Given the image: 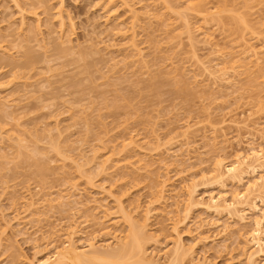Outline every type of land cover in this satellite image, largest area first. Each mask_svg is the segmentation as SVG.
<instances>
[{
  "label": "rangeland",
  "instance_id": "1",
  "mask_svg": "<svg viewBox=\"0 0 264 264\" xmlns=\"http://www.w3.org/2000/svg\"><path fill=\"white\" fill-rule=\"evenodd\" d=\"M263 22L264 0H0V264L55 253L70 223L79 247L134 227L145 260L180 242V264H249L251 224L186 212L184 189L245 187L213 166L263 143Z\"/></svg>",
  "mask_w": 264,
  "mask_h": 264
},
{
  "label": "bare ground",
  "instance_id": "2",
  "mask_svg": "<svg viewBox=\"0 0 264 264\" xmlns=\"http://www.w3.org/2000/svg\"><path fill=\"white\" fill-rule=\"evenodd\" d=\"M263 25L264 22L262 23V26ZM249 44L248 45L246 44L247 46L243 51V55L248 54L247 56L252 59H254L255 57L256 63L257 64L260 63L258 50H256L257 48L256 47L254 48L252 46V43L251 45ZM247 135L249 134L247 133ZM252 137L250 136L249 138ZM256 137L257 136H254V138H252L253 141H251V139L249 140V142L251 143H249L248 141H247L248 143L245 142V144L247 143L249 145L248 148L246 149L244 148L245 151L240 150L242 148L239 149L240 151L236 150L234 155H232L233 159L232 160L230 159V162L227 161L228 160L227 156L222 157V155H220L215 160L213 166V171H214L213 173L215 178L219 179L220 181L231 180V182L236 183L237 186L245 185L243 190L240 191L237 190L238 189L237 188L236 189L237 191H232V193L224 192V191L219 192V194L209 193L210 194L209 198L207 199L206 202H203L202 199L198 201V200H194L195 198H193V196L195 195L193 192L196 191V186H194L195 185L194 183H190L192 184V189L193 190L195 189L194 191L193 190L191 191L190 184L188 185L190 189L189 188L184 189V190H188L187 191L188 197H185L184 199L186 200L185 204L187 206V208L185 207V210H187L186 212H188V210H190L193 206L199 204L205 206L207 209L210 210L213 209L214 211H217L219 213L222 211H227L231 213L236 218H238L236 222H239L240 224H242V226L249 223L251 224L252 227L249 232V239L247 240V243L252 244L253 249L255 247V251L249 253L247 256L249 264H256V262L254 261L255 255L256 254L258 255L259 253H264V171L261 173L258 172L259 174L255 176L258 170L264 169V144H263L264 139L262 140L264 136L262 137L260 136L261 138L259 137V139L263 141L262 143L263 145L260 142L256 143L257 142ZM239 139L237 141V143L239 142L238 146H240V144L243 142V139H241L242 142H240L241 140ZM254 139L256 141L255 142L256 144L254 143ZM248 172H252V174L250 173L249 174L250 175L254 174V176H251V178L249 177L248 178L249 180H247L246 183L244 182V180L246 178V175H248ZM220 184L222 185L223 183ZM158 187H160V184ZM158 192H159V195L157 193L158 198L159 196L162 197L164 193V183H161V189L159 188ZM146 211L148 212L149 210ZM70 225H72L71 228H69L70 226L69 227L67 226L70 230L69 233L68 234L65 233L66 236H69L68 237L69 240L67 239L68 243L64 247L58 248V250L56 249L55 253H51L52 255L51 254L46 255V257L39 258L36 262H30L29 264H159V262L157 263L154 261H149L147 258L146 260H148L149 262L145 260L144 258L145 251L142 243V241L145 240L144 235L142 232L141 234L140 232L136 231L134 227L133 229L131 228L129 235H127L128 238L125 243L123 244L118 243L119 245L116 243L118 247L115 249H111L113 248L112 246L114 242L112 243V245L111 243H107L102 248H106V250L109 248L111 250L106 251L104 249L100 250L99 248L100 245L99 246L96 245L97 243L96 237L98 236H96L95 234H93L94 235L93 238L89 237L92 234L91 235L88 234V236H86L87 240H85L84 243L81 244V247L76 245V240L74 241L73 235L78 233V231L76 233L75 230L77 229V227L75 228L74 223L72 224L70 223ZM113 238H115V236ZM179 243L178 244L176 243L177 245H175V247L173 248L174 250L170 251L166 249V252L164 251L167 254L168 258L172 254V259L170 264L183 263L184 257L185 255H187L186 252H184V249L182 248L183 246L181 245V243L180 244ZM101 245L103 246L104 244ZM170 258L168 260H170Z\"/></svg>",
  "mask_w": 264,
  "mask_h": 264
}]
</instances>
